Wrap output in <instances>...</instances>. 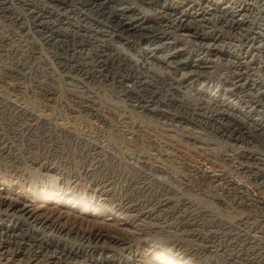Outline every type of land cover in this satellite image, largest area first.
Here are the masks:
<instances>
[{
    "label": "bare ground",
    "instance_id": "1",
    "mask_svg": "<svg viewBox=\"0 0 264 264\" xmlns=\"http://www.w3.org/2000/svg\"><path fill=\"white\" fill-rule=\"evenodd\" d=\"M42 1H45L44 4L39 6L34 0H0V18H7L11 32L22 30L23 21L27 20L31 25L35 21L43 23V28H48L52 35L56 32L63 36L61 48L64 55L58 56L66 68L69 91L74 92H70L71 96L78 98L75 102H78L80 112H87L97 124L107 125L108 116L104 109L98 107V103L95 104L93 98L99 87L108 88L116 93L117 103L122 106H118L122 112L119 118L124 120L125 130L132 134L133 141L142 135L143 130L136 123H129L128 116L159 128L160 133L153 134L154 139L148 142L150 149L162 156L172 157L181 168L192 172L202 184L208 183L210 186L215 183L211 187L221 192H215V199L222 202L229 201V198H235L236 200L232 199L235 202L241 199V210L244 208L243 211H253L257 217L258 222L250 221L254 227L260 222L264 226V43L257 44L263 33L255 30L259 25H264V0H226L236 3L241 13L231 9L226 2L218 3L216 0ZM48 36L51 46L59 44L52 42L50 34ZM41 38L43 37L39 39ZM38 42L40 44V40ZM58 86L60 88V82ZM36 89L38 90L37 87ZM59 93L61 94V89ZM55 97L54 99H58V96ZM65 98L67 99V95ZM0 142L2 155L11 146L5 143L3 137H0ZM149 156L150 154L141 155V164L148 165L150 161L144 159ZM5 164L3 163L4 168L0 167V171L8 170L10 165ZM18 166L16 168L20 170ZM33 167L34 170L25 168L27 178L51 177L55 188L59 185L57 180L62 183L57 188V193L45 196V201L60 204L72 202V208L76 205L83 206L84 209L99 208L119 216L120 213H115L111 207H105L109 202L114 209L125 213L123 220L130 218L133 222H143L142 230L145 231L139 233L138 237H125L99 227L82 229L81 225L71 224L68 219L62 221L60 209L57 213H47L43 204L36 205L32 201L27 203L12 198L8 192L11 183L2 175L0 264H145L143 249L138 248L145 239L143 236L146 230H149L147 226L155 224L164 212L168 216L178 213L175 215L178 225L188 231L186 233L194 238L193 241L204 242L200 244L202 249L199 253H202L203 259L199 257V263L209 261L210 255L219 254V251L222 257L219 261L215 260V264L262 262L263 258H259L263 252L247 246L255 241L248 238L250 235L246 237L250 224L245 232L242 231L243 224H248L243 222L245 215L232 218V222H229L238 230L232 227L233 224L218 223V226L208 221L210 228L207 227L208 233L204 232V236L199 223L205 217L203 211L200 208L197 210L195 206L192 208L195 203L189 201L188 197L187 201L179 202V206L175 201L177 205L173 204V200H182L179 198L181 196H177L178 199H174V196L171 198L174 192L164 186L156 189L155 179H150L145 174L146 170L144 172L141 167L140 174L135 173V182L138 181L143 192L151 188L150 191L154 190L157 194L149 195L143 203L129 198L116 202L108 188L109 184L104 180L94 181L93 187L89 189L82 187V184H76L77 180L71 181L63 176L59 168L49 164L47 160H38ZM87 190L92 196L86 193ZM100 199H103L102 203ZM139 222L136 223L140 225ZM241 225L242 228L237 227ZM229 236L233 237L227 238L225 243L221 241L222 237ZM155 246L156 244H152L151 247ZM173 247L177 254L158 246L156 250L152 249V255L163 258L161 261L166 264H192L185 248L176 245L171 249Z\"/></svg>",
    "mask_w": 264,
    "mask_h": 264
},
{
    "label": "rangeland",
    "instance_id": "2",
    "mask_svg": "<svg viewBox=\"0 0 264 264\" xmlns=\"http://www.w3.org/2000/svg\"><path fill=\"white\" fill-rule=\"evenodd\" d=\"M34 1L38 5L44 4L45 2L42 0H34ZM216 1L218 3L226 2V0H216ZM226 3L228 6H230L231 9L238 10L237 13L240 12V8H237L236 3L234 2L232 3L231 1L230 2L227 1ZM45 19L49 20V18L47 17H45ZM25 21H23V26H24V28L22 29L23 31L20 29V31L18 32L17 31L11 32V28L9 29L10 22H8L7 18L6 19L0 18V29H1L0 30V68H1L0 69V137L1 138L3 137V139L5 140V143L9 144L12 147V148L7 147L8 152H6L5 154L2 153V155H0V159H1L0 167L4 168L3 163L4 164L7 163L5 164L6 166L10 165L9 167H7L8 169L7 171L4 169L6 172L2 170L0 171V176L2 175L3 177L6 176L4 178L6 180H9V183H11V186L8 191L10 192L9 193L10 196L12 198L14 197L15 199L19 201H27V203L32 201L36 203V205L43 204L42 206H44L43 208L44 210H46L47 213L49 212L57 213V211L60 209L62 221H65L68 219L69 223L71 224L74 223L78 226L81 225L82 229L99 227V228H103L105 231L112 233V234L116 233L118 235L125 236V237H129V235H131L130 237H132V235L133 236L136 235L138 237V235H140L141 232L145 231V230H142L144 223L139 222V221L133 222V220H131L130 218L123 220L125 213L122 211L120 212V210H117V208L114 209L111 203L108 202L107 203L108 205H106L105 207H107V209L111 207L110 209L114 210L115 213L117 214L120 213L119 216L111 215L109 211H102L99 208L93 209L92 207H88L87 209H84L83 206L79 207V205L78 206L76 205L74 208H72L71 206L74 205V203L72 202H65L64 204L61 203L62 204L61 205L60 203H56V202L52 203V201H49V202L45 201L46 199L45 196L48 197L54 193H57L58 191L57 188L62 186V183H60L57 180V185L58 183L59 185L56 186L55 188L53 186L55 184L54 179H52L51 177L49 178L47 176L46 177L41 176V177H38L39 179L38 178L32 179L31 177L27 178L28 176L25 175V172H26V169L28 168H31V170H34L35 168L33 167V164L35 165L36 161L47 160L49 164L51 163L53 166H57L59 168V171L63 173V176L69 178L71 181L77 180L76 184L80 183L82 184L81 185L82 187L89 189L93 187L92 183L94 181H97L98 179L104 180L105 183L109 184L108 188H110L111 195L113 196L116 202L129 198L133 201L138 200L137 202L142 201L143 203V201L146 202L145 200L149 198V195L156 196L157 194L154 190L150 191L151 188L143 192L139 188L140 184L138 183V181L135 182L136 181L135 173L140 174L141 172L140 167H141V170L143 169L144 172L146 170L145 174L149 175V177H151L150 179H153V180L155 179L154 181L157 182V184L155 185L156 189L159 190L160 188L164 186L167 190L170 189L171 192H174L172 193L171 198L172 196H174L173 197L174 199H178V197L181 196L179 198H182V200L180 201L173 200L172 201L173 204L175 205L178 204L179 206V202L185 201L186 197H188L189 201L192 200L191 202H193V204L195 203L192 208L196 207L197 210H199L200 208V211L201 212L203 211L202 214L206 218L203 217V219L200 220L201 222L199 223L201 225V233L204 236L206 235L205 233H208L206 229L210 228L208 225L210 224L209 222H213L216 225H218V223L219 225L233 224V223H229V222H232L231 220L232 218H237L240 215H245L243 218V222L248 223V224H243L244 227L242 225L237 226V227L239 228L243 227L242 231L245 232L247 230L246 229L247 226L250 224L251 230L250 229L247 230V232L249 231V233L246 234L247 235L246 237L250 235L248 238H251V240L255 241V243L247 245V246H251L252 248H257L259 252L261 251L263 252L260 256L261 258H259V259L263 258L262 259L263 263L260 262L259 264H264V241H263L264 232H262L264 231V226H262L263 222H260V224L257 223L254 227L253 223L258 222L256 220L257 217H255L254 212L246 210V209L245 211H243L244 208L241 210L242 208L240 204L242 202L241 199H237V201L235 202L233 201V200H236L235 198L234 199L232 198L233 200L232 199L230 200L229 198V201L224 200L223 201L224 203L218 199H215L217 198V194L215 192L221 193L220 191H215L214 188L211 187V185L212 184L214 185L215 183H211L210 186L208 183L202 184V181L196 180L197 177L193 176L192 172L190 173L189 171L181 168V165L177 161H174L172 157L162 156L155 150L150 149L148 147V142L154 139L153 134L160 133V130L158 127H156L155 125H152V123H147L145 121L140 122L139 119H135V117L133 118L132 116L130 117L128 116L129 118L128 120L130 122L128 120L127 121L129 123L131 124L136 123V125L141 126V129L143 130V132H141L142 135L139 136L136 141H133L131 138L132 134L128 133V131H126L127 129L124 127L125 124H123L122 122L124 120L120 119L121 118L120 114H122V112H120L119 110L120 108H118V106H121V105L120 103H117L118 100L116 97V93L110 91L108 88L99 87L98 93H97L98 96L96 95V97L93 98V100H95V104L98 103L97 104L98 107H101L102 110L104 109L103 111H105V115L109 117V119L107 117V121H108L107 125L97 124L96 122H94V120H92V118L88 115L87 112H80L81 108L78 105V102H75L76 100H78V98L71 96L74 92L69 91L70 86L67 84L68 79H67L66 71H65L66 68L64 64H62L63 60L61 59L60 56H58V55H61V56L64 55L62 51L63 48H61L63 45L61 42L63 41L62 39L63 36L60 33H56V32H54L55 34L53 33L52 35V32H50L48 28L46 27L43 28L44 26L41 25L43 23L39 24L38 22L36 23L35 21V23L32 24L33 25L32 26L31 22L27 20ZM49 22L51 21L49 20ZM27 24L30 26H28ZM4 25L7 27H5ZM38 26L42 27V29H40ZM255 30L259 33H263V36L260 37L261 41L260 42L258 41L257 44L264 43V25L262 24L259 25V28ZM20 33L21 35H19ZM49 34H50V37L51 36L53 37L52 42H57L59 44H54V46H51L48 43L50 41V40L48 41ZM15 36L17 37L14 38ZM36 37L37 38L43 37V38L37 39ZM36 39L38 41L40 40V44ZM25 42L26 43L28 42V43L26 44ZM42 46L46 48H43ZM38 47L41 49H39ZM50 48L52 49L50 50ZM37 50L38 51L42 50V51L38 52ZM42 52L46 53V56H48L49 58H47L45 54ZM48 52H49V55H47ZM4 55H6L7 57ZM34 58L37 60H35ZM50 58L53 60L49 61L48 59ZM45 62H48V63H45ZM32 63L34 66H32ZM55 67L57 68L55 69ZM20 68L22 69L21 71H23L24 73L20 71ZM31 68L32 69L35 68L36 70L33 69L32 71ZM25 71L27 74L25 73ZM49 71L50 73H48ZM29 74H32V75H29ZM46 74L48 75L47 77L44 76ZM62 74L64 77L61 76ZM5 75L6 76L8 75V76L6 77ZM28 76H29V79H28ZM35 77L37 78L35 79ZM55 78H56V81H55ZM57 78L59 80H57ZM18 79L19 80L21 79L20 82ZM40 80H42V82ZM59 82H60V88L58 86ZM53 86H56V87L54 88ZM36 87L38 88V90L36 89ZM60 89H61V94L59 93ZM70 92H72V94ZM75 93L78 94L77 92ZM56 95L58 96V99H54ZM66 95H67L68 100L65 98ZM72 97H74L73 101L71 100ZM5 102L6 103L8 102V103L6 104ZM75 108L77 110L79 109V112H77ZM28 117H31V118H28ZM125 117L126 116H124V118ZM33 120L36 121L37 123L34 122ZM1 146H2V143L0 142V147ZM182 146L185 147V144H183ZM186 147L190 151H192L190 147H188V145H186ZM145 152L148 154H146ZM140 154L141 155L145 154L146 156L150 154V156L144 160L148 162L150 161L151 163L149 162V164L146 166L143 163L141 164L140 161L143 159L141 158ZM139 155H140V158H139ZM17 166L18 168H21V169L17 170L16 168ZM208 175L212 176V174L210 173ZM211 178L212 177H209V180H212ZM49 181L51 184L49 183ZM86 193L92 196L89 190H87ZM93 200L95 199L93 198ZM102 202H103V199H100V203ZM231 203H233L234 205H231ZM92 212H95V213L92 215ZM165 214L166 212H164L163 215H160L161 216L160 219L157 222H155V224L151 223L149 226H147L149 227L148 228L149 230H146V234L143 236V238L145 239L141 243L140 247L138 248L140 250L143 249L142 250L143 251V262H145V264H166L164 261H161L163 258H158L156 254L154 256L152 255L153 254L152 249L156 250L157 249L156 247L161 246L162 248L165 247L173 251L171 252L172 254H177L175 252L177 250H175L174 247L173 249H171L172 246L177 245L179 247L181 246L186 249L187 251L186 254H188L192 264H195V263L201 264L199 263V259L200 258L203 259V258L201 256L202 253H199V251H201L200 249H202L200 244L204 242L200 240L193 241L194 238H192V236L189 233H186L188 231L185 230L184 227L182 229L180 225H178L179 224L178 219L175 218V215H177L178 213H175L173 215L170 214L169 216ZM250 221H252L253 223ZM136 222L137 223L139 222L140 225L137 224ZM232 227L234 228V224L232 225ZM234 229L238 230L237 228H234ZM230 237H233V236L224 237V238L222 237L221 241L223 240L222 242L225 243L227 242V238H230ZM152 244H156V246L151 247ZM208 254H211V253H208ZM212 254L214 255V257ZM212 254L209 257L210 258L209 261H206L207 263L203 262L202 264H215V260L219 261L220 257H222L220 256L221 254L220 251H219V254L218 253H212ZM233 256H235V254ZM234 259H237V257H234ZM249 264H252V263H249ZM253 264H256V263H253Z\"/></svg>",
    "mask_w": 264,
    "mask_h": 264
}]
</instances>
